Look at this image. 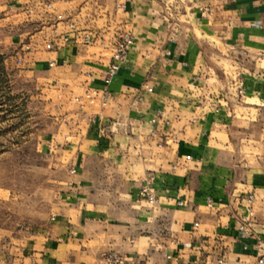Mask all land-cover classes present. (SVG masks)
Wrapping results in <instances>:
<instances>
[{
	"label": "crops",
	"instance_id": "obj_1",
	"mask_svg": "<svg viewBox=\"0 0 264 264\" xmlns=\"http://www.w3.org/2000/svg\"><path fill=\"white\" fill-rule=\"evenodd\" d=\"M10 3L36 23L21 66L57 120L44 142L53 208L18 231L15 261L101 264L114 250L154 264H264V0ZM124 33L133 44L110 98L88 99Z\"/></svg>",
	"mask_w": 264,
	"mask_h": 264
},
{
	"label": "rangeland",
	"instance_id": "obj_2",
	"mask_svg": "<svg viewBox=\"0 0 264 264\" xmlns=\"http://www.w3.org/2000/svg\"><path fill=\"white\" fill-rule=\"evenodd\" d=\"M11 1L0 0V264H18V231L42 224L58 191L44 145L57 120L36 75L21 66L36 23L11 16Z\"/></svg>",
	"mask_w": 264,
	"mask_h": 264
},
{
	"label": "built area",
	"instance_id": "obj_3",
	"mask_svg": "<svg viewBox=\"0 0 264 264\" xmlns=\"http://www.w3.org/2000/svg\"><path fill=\"white\" fill-rule=\"evenodd\" d=\"M85 40L89 41V36L85 35ZM133 44V38L130 33H124L122 34L115 42V45L113 47L112 55H111V61L107 68L104 70L102 75V82L103 87L100 89L93 88L90 91L86 93V97L88 99H92L95 95H100L101 100L103 103H105L110 98V91L108 89L109 84L111 83L112 79L116 75L117 71L119 70L121 64L124 62L126 55L128 51L130 50L131 46ZM148 91H151L150 87H146ZM238 94L243 93L242 84L239 85ZM186 159L189 160L190 156L186 155ZM140 195L145 198L148 204L154 205L156 202V197L153 191L148 187L147 184H144L140 188ZM254 199V196L252 194L248 195V202L251 203ZM249 215H252V209L249 206ZM239 234L241 237H248L249 235V229L248 226L245 224L239 225L238 228ZM170 256L166 255V258H169ZM259 263L263 262V259L260 258L258 260ZM101 264H154L147 261H134L130 260L127 256L114 251L110 250L107 251L101 258Z\"/></svg>",
	"mask_w": 264,
	"mask_h": 264
}]
</instances>
